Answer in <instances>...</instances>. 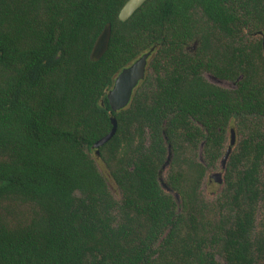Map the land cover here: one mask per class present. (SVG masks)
I'll return each instance as SVG.
<instances>
[{"label": "trees", "instance_id": "1", "mask_svg": "<svg viewBox=\"0 0 264 264\" xmlns=\"http://www.w3.org/2000/svg\"><path fill=\"white\" fill-rule=\"evenodd\" d=\"M126 1L0 0V264H264V0Z\"/></svg>", "mask_w": 264, "mask_h": 264}, {"label": "water", "instance_id": "2", "mask_svg": "<svg viewBox=\"0 0 264 264\" xmlns=\"http://www.w3.org/2000/svg\"><path fill=\"white\" fill-rule=\"evenodd\" d=\"M147 0H127L124 5L121 7L118 13V19L121 22L128 20L136 10H138ZM111 36V24L107 23L104 25L103 29L97 36L93 47L90 51L89 59L92 62H97L104 55L108 49L109 40ZM262 36V50L264 53V35ZM150 52L144 53L131 63L129 66L123 68L118 75L116 76L113 86L107 94V100L112 112H117L125 108L131 98L133 90L136 88L138 83L144 79L148 58L150 57ZM209 81L215 85H221L222 81L216 77L209 76ZM111 130L101 139H99L94 145L93 149L98 154V149L107 143L115 134L117 129L116 119L111 117ZM235 143V133L233 130L230 132V143L227 148L223 158L220 162L221 171L212 172L209 175V179L215 181L217 184L223 183V171L225 170L226 162L229 157V154L232 150V147ZM203 143L201 144L200 149L202 148ZM168 166V160L165 163V167ZM162 188L165 191H168L164 183L161 184ZM174 198L178 201V195L174 194Z\"/></svg>", "mask_w": 264, "mask_h": 264}, {"label": "rangeland", "instance_id": "3", "mask_svg": "<svg viewBox=\"0 0 264 264\" xmlns=\"http://www.w3.org/2000/svg\"><path fill=\"white\" fill-rule=\"evenodd\" d=\"M205 78L207 79V77H205ZM223 86H225L226 88H230L232 85L227 83V84H225ZM229 141H230V138H229V135H227L226 146H228ZM97 164H98L99 168L101 169V172L103 173V175L106 177L107 183H108V186H109L110 190L113 192V194L115 196H118L117 188H116L115 184L113 183V181L110 179V177L108 176V174L106 173V171L102 167V164L100 163V161H97ZM217 171H221L220 165L218 166L217 170L209 172V174H208V176L206 178L205 184L203 186L204 193H205V195L208 198L216 197L220 193V191L222 189V185L221 184H217L215 181L209 179V175L212 172H217Z\"/></svg>", "mask_w": 264, "mask_h": 264}, {"label": "flooded vegetation", "instance_id": "4", "mask_svg": "<svg viewBox=\"0 0 264 264\" xmlns=\"http://www.w3.org/2000/svg\"><path fill=\"white\" fill-rule=\"evenodd\" d=\"M205 77H207V80L209 81V79H208V77L209 76H212V75H210V74H205L204 75ZM212 77H214V76H212ZM222 81V83H221V85H217V86H220V87H224V88H226L225 86H223V85H225V84H231L232 86L230 87V88H233L234 87V85L232 84V83H230V82H227V81H224V80H221ZM210 82V81H209ZM211 83V82H210ZM213 84V83H212Z\"/></svg>", "mask_w": 264, "mask_h": 264}]
</instances>
